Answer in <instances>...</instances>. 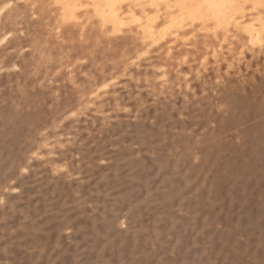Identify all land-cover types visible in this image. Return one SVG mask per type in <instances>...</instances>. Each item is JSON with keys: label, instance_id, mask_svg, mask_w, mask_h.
I'll return each mask as SVG.
<instances>
[{"label": "rangeland", "instance_id": "374dc122", "mask_svg": "<svg viewBox=\"0 0 264 264\" xmlns=\"http://www.w3.org/2000/svg\"><path fill=\"white\" fill-rule=\"evenodd\" d=\"M49 1L0 0V264H264V0Z\"/></svg>", "mask_w": 264, "mask_h": 264}, {"label": "bare ground", "instance_id": "6f19581e", "mask_svg": "<svg viewBox=\"0 0 264 264\" xmlns=\"http://www.w3.org/2000/svg\"><path fill=\"white\" fill-rule=\"evenodd\" d=\"M3 1V0H2ZM56 1H58L59 2V0H50L49 2H51V3H58V2H56ZM67 1H69V0H67ZM72 1H74V2H76V0H71V1H69V2H72ZM93 1V0H92ZM106 1H108L109 3H111V5H113V3L110 1V0H106ZM118 1H120V0H115L114 1V3H116V5H117V2ZM123 1V0H122ZM122 1H120V2H118V6H119V3H122ZM186 1V0H185ZM206 2V3H209V4H212V5H215V7H216V9H218V11H221L223 8L225 9L226 7H227V5H226V3L228 2V0H200V2ZM231 1V0H230ZM63 2V5L64 4H66V0H63L62 1ZM162 2V1H161ZM198 2V1H197ZM61 3V2H60ZM82 3V2H81ZM102 3H104V5L105 6H107L108 5V3L107 4H105V1L103 2L102 1ZM102 3H101V5H102ZM154 3V2H153ZM186 3H187V1H186ZM67 4H68V2H67ZM66 4V5H67ZM74 4V3H73ZM76 4H77V2H76ZM91 4H93V2L91 3ZM97 4V3H96ZM231 4V3H230ZM3 5L5 6L6 4L5 3H3ZM65 5V6H66ZM69 5V4H68ZM67 5V6H68ZM81 6H82V4H80ZM202 5V4H201ZM64 6V7H65ZM70 6H71V3H70ZM78 6V5H77ZM93 6H95V2H94V4H93ZM97 6V5H96ZM114 6H115V4H114ZM118 6H116L117 7V9H118ZM204 6V5H203ZM203 6L201 7L202 9H203ZM226 6V7H225ZM3 7V6H2ZM99 7V5L97 6V8ZM101 7V6H100ZM113 7V6H112ZM111 7V8H112ZM115 7V8H116ZM104 8V7H103ZM110 8V9H111ZM115 8H112L113 10H116ZM200 8V6L198 7V9H200V10H202ZM1 9V8H0ZM73 9V8H72ZM107 9H109V8H107ZM109 9V10H110ZM110 10V11H113V10ZM221 9V10H220ZM69 8L67 9V11H66V8H63V7H61V8H59V15L61 16V15H63V13H64V15H66L67 14V12L68 13H70L71 15H73V10H69ZM75 10H77V8L75 9ZM100 10V8H98V10H95L97 13H98V11ZM160 10V9H159ZM231 10V9H230ZM2 11V10H1ZM101 11V10H100ZM103 12V11H102ZM102 12H100L101 14H99V17L101 18V19H103V20H105V19H107V20H105L104 22H107V21H109L108 20V18H111V16L112 17H114L115 18V16H114V14H115V12L113 11V12H111V15L109 14L110 12H108V10H106V11H104L103 13ZM107 12V13H106ZM114 13V14H113ZM210 12H208V11H206V14H209ZM223 13V12H222ZM1 14V13H0ZM123 13L121 12V15H122ZM201 14V13H200ZM206 14H204V15H206ZM213 14V13H212ZM224 14V13H223ZM133 15V14H132ZM162 15V14H161ZM203 15V16H204ZM69 16V15H68ZM67 16V17H68ZM163 16V15H162ZM23 17V12H21V11H18L17 9H15V10H13L12 11V16L10 17V18H4L3 20H2V22H1V25L0 26H2V28H6V29H9L10 31H13L14 29H15V26L13 25V23H14V21H15V19L16 20H18V19H20V18H22ZM121 17V16H120ZM147 17H149V16H147ZM157 17V16H156ZM226 17V16H225ZM65 18H66V16H65ZM117 18H119V17H117ZM130 18V20L133 18H131V17H129ZM129 18H128V20H129ZM180 18V17H179ZM68 19H70V18H68ZM112 19V18H111ZM151 19V18H150ZM66 20V19H65ZM64 20V21H65ZM115 20V19H114ZM133 20V19H132ZM137 20V19H136ZM203 20V19H202ZM113 21V20H112ZM116 21V20H115ZM120 21V20H119ZM109 22H111V20L109 21ZM118 22V21H117ZM138 22H140V21H138ZM152 22V21H151ZM166 22V21H165ZM173 22H175V21H173ZM125 22H123L122 24H124ZM131 23H133V22H131ZM181 23V22H180ZM121 24V25H122ZM148 24H149V22H148ZM117 24L115 23V25H114V27L116 26ZM233 25V24H232ZM123 26V25H122ZM142 26V25H141ZM148 27V26H147ZM119 28V26H116V29H118ZM150 28V27H149ZM148 28H146L145 29V27L143 28V30L145 31V35L147 34V38H152L150 35H153V34H151L152 32H150V31H148L147 30ZM152 29V28H151ZM115 30V29H114ZM150 30V29H149ZM252 30V29H251ZM251 30H250V33H251ZM146 31H148V32H150L149 33V36L150 37H148V33H146ZM165 31V30H164ZM53 34V33H52ZM145 35L143 36V37H145ZM155 35V34H154ZM163 35H165V34H162V36ZM246 36H247V38H245V36H244V38H242V37H240L239 38V40L241 41V42H243V43H245L246 41L247 42H249V41H252V37L253 36H251V38L248 36V31H247V34H246ZM159 37H161V34H159ZM158 37V38H159ZM29 35H27L26 37H23V36H18V35H14V37H13V39L12 40H9V41H7L5 44H3L4 46H3V49L2 50H0V61L4 64V65H7V66H16V61L18 60V62H19V64H20V66H22V71L20 72V73H18V74H10L9 75V78L8 79H6V81H7V83L9 82H17L18 81V83H20L21 81H25V80H28V79H30L31 78V74H32V69H31V67H30V62H31V59H32V57H34L35 55H37V52H38V49H39V47L37 46L36 47V42H35V40H34V46H35V48H34V51H33V53L31 54V55H28V54H26V55H24L22 58H18L17 57V55L15 54V55H13V54H8L7 52H6V49L7 48H10V47H17L16 49H18L20 46H26V45H28L29 44ZM146 38V37H145ZM146 38V39H147ZM155 38V37H154ZM5 39V38H4ZM156 39V41L158 40L157 38H155ZM154 39V40H155ZM153 42V41H152ZM33 43V42H32ZM264 52V51H263ZM241 57V56H240ZM113 59V58H112ZM114 61H115V59H114ZM235 62H234V67H236V70H234L235 72H237V70H241L242 69V67H243V69H244V66H245V63H246V61H242V60H240L239 59V57H237V58H235V60H234ZM116 62V61H115ZM117 63H119L118 61H117ZM18 79V80H17ZM20 81V82H19ZM17 86V85H16ZM21 88H23V87H21ZM21 93H23V92H21ZM24 94V93H23ZM29 97V96H28ZM23 99V100H25L26 99V97L25 96H21L20 97V99ZM30 100V99H29ZM29 102V101H28ZM34 102V101H33ZM227 102V101H226ZM20 102H18V104H17V106L19 107V105L21 104H19ZM228 104V103H227ZM196 106H197V103H196ZM19 109V108H18ZM235 110V111H234ZM234 111V113H235V115H232L231 113ZM228 112H229V124L231 125V127L232 126H234L235 125V117H236V115L237 114H239L240 113V111L239 110H237L234 106L231 108V106L230 105H228ZM212 113V112H211ZM238 116V115H237ZM28 117L26 116L24 119L26 120ZM206 119H207V117H202V116H199V121L201 122V123H204L205 121H206ZM238 122V121H237ZM9 126V125H8ZM6 127V126H5ZM17 127V126H16ZM14 130V129H13ZM1 138V137H0ZM11 138H14V135L12 134V136H11ZM11 140H13V139H11ZM165 143H166V141H165ZM170 165L168 166V168L170 169Z\"/></svg>", "mask_w": 264, "mask_h": 264}]
</instances>
